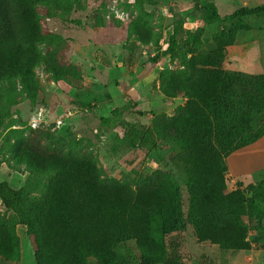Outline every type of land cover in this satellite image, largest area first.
<instances>
[{
    "label": "rangeland",
    "instance_id": "obj_1",
    "mask_svg": "<svg viewBox=\"0 0 264 264\" xmlns=\"http://www.w3.org/2000/svg\"><path fill=\"white\" fill-rule=\"evenodd\" d=\"M71 3L76 10L67 13ZM209 5L224 18L247 7V0H44L38 5L44 36L39 45L44 61L35 71L38 89L30 92L15 80L0 82V182L23 191L37 223L33 234L14 225L0 200V264H38L36 253L42 264H110L122 257L126 264H142L163 258L169 254L166 238L154 230L168 222L178 200L187 221L184 264H264V235L259 232L264 228L258 230L257 223L222 233L223 240L247 245L235 251L209 241L217 229L208 208L201 220H191L190 179L199 191L205 188V207L212 196L208 186L217 179L223 182L215 188L224 196L240 191L235 178L214 172L213 160L224 152L216 143L211 110L188 105L183 112L188 97L165 96L173 104L161 112L122 88L124 82L151 75L148 89L160 91L165 71L192 75L215 60H221L223 73L264 75L227 65L226 47L233 38L225 34L247 29V17L206 24ZM114 8L128 18L117 19ZM95 23L105 26L108 38L106 46L101 42L104 63L102 48L81 57L71 49L85 46L84 24L93 28ZM254 24L263 26L264 18ZM198 29L205 31L197 43L192 39ZM173 38L175 54L170 50ZM242 40L247 41V32L241 33ZM215 48L225 51L213 53ZM190 50L199 57L196 62ZM39 107L46 109L50 126L33 130L29 121ZM68 114L70 126L55 128L54 121ZM195 115L202 120L195 121ZM173 120L185 122L188 143L175 138ZM127 123L145 128V141L136 147L126 139ZM226 127L223 138L231 134ZM259 174L264 180V170ZM219 219L228 226L224 214Z\"/></svg>",
    "mask_w": 264,
    "mask_h": 264
},
{
    "label": "trees",
    "instance_id": "obj_2",
    "mask_svg": "<svg viewBox=\"0 0 264 264\" xmlns=\"http://www.w3.org/2000/svg\"><path fill=\"white\" fill-rule=\"evenodd\" d=\"M43 1L0 0V82L15 80L30 92H35L38 89L39 84L35 71L44 61L39 50L44 36L38 13V5ZM74 5L75 3L69 5L67 13H73L76 10V8L73 9ZM261 14H264V7H242L222 18L216 7L209 5L205 10V22L206 24L219 21L234 22L240 21L243 17ZM239 30L229 31L225 34V36L232 35L231 43L235 41V34ZM204 31L205 29L195 31L192 40L198 43ZM175 45L173 38L170 50L174 54L176 52ZM213 50H215L213 53L219 54H223L225 51L222 48ZM189 52L193 55V61L196 62L199 57L194 56L193 50ZM191 64L192 62H189L187 66L190 67ZM221 66V60H215L214 62L209 61L207 66L202 64V67L192 75L187 71L180 73L165 71L161 75L162 84L160 85V92L164 96L188 97L186 107L182 108L183 112L188 110V105L189 108L192 106L202 108V105H206L211 110V116L216 122V143L224 152H218L220 154L213 160V169L217 176L228 174L226 159L229 155L264 137V75H248L242 72L223 73ZM166 77L172 79L175 84H166L164 81ZM174 85L178 91H175ZM257 86H260V89ZM195 118V121L202 120L199 115H195ZM171 124L177 131L175 138L188 143L190 138L187 135L188 127L185 122L180 123L173 120ZM255 125L259 126L258 130H254ZM222 127L230 130L231 134L223 138ZM126 128V139L130 145L136 147L145 141L147 135L143 126L127 123ZM229 143L233 146H228ZM222 156L226 159H223ZM222 182L223 180L217 179L208 186L211 187L212 196L208 207H205L202 195L205 188H201L199 191L194 186L192 179L188 181L190 217L192 221L201 220L204 210L208 208L211 212L213 226L217 229L214 235L213 230V237L209 241L219 245L222 250L238 251L246 248L247 245L223 240L222 233L232 230H247L250 227L249 223L251 225L257 223L258 230L261 227L264 228V180L248 186L240 183V191L229 197L224 196L220 190L215 188ZM198 185L200 186V184ZM244 186H246V192L242 189ZM0 200L5 210L11 213L14 225L26 226L33 234L31 229L37 223V214L23 191L12 188L6 181L0 182ZM227 200L229 201L228 205L224 204ZM180 203V200L175 202L177 207L168 222L158 223L159 229L154 230L166 238L169 254L163 258L145 259L142 264L186 263L187 255L183 246L186 243L187 221L179 207ZM220 214L226 216L228 226L220 225ZM259 232L264 235V230ZM198 235L203 239L200 230ZM36 260L38 264H42L38 253H36ZM110 264H126V259L122 257Z\"/></svg>",
    "mask_w": 264,
    "mask_h": 264
},
{
    "label": "crops",
    "instance_id": "obj_3",
    "mask_svg": "<svg viewBox=\"0 0 264 264\" xmlns=\"http://www.w3.org/2000/svg\"><path fill=\"white\" fill-rule=\"evenodd\" d=\"M247 7H264V0H247ZM219 14L222 15L220 12ZM263 18L264 14L247 16V29L239 30L235 34V41L226 47L227 65L233 66L238 70L246 71L249 74H264V36L260 34L261 31H264V25L254 24V20L260 23L263 21ZM92 26L93 28L84 24V29H87V36L89 38L87 43L84 44L85 46H72L71 49L77 50V55L81 57L83 52L89 54L92 50L95 52L102 48L104 52L100 53L103 55V62L104 56H106V47H103L101 42L104 43V45L108 43V38L106 33H104L105 26L97 25V23ZM243 32H247V41H240V36ZM255 32H258L259 35L255 34ZM97 53L98 52H96L95 55H97ZM122 66L123 64L121 63V67L119 68L118 66L117 68L122 69ZM109 68L111 69V66ZM125 78L126 76L123 78L124 81ZM152 80L151 75H148V77H143L141 81L137 80L131 82L130 85H127L126 82H124L125 84L122 82V84H124V86H122L123 92L125 87H128V93L132 94L134 99L137 96V100L135 99L136 101L147 105H154L156 109L159 107L158 110H161V112L167 111V107L173 103L161 94L160 91L148 89V84ZM91 88L96 87L92 86ZM226 164L228 175L235 178L239 183L247 182L249 184H256L259 182V180H261L259 173L264 170V137L256 143L229 155L226 159Z\"/></svg>",
    "mask_w": 264,
    "mask_h": 264
},
{
    "label": "built area",
    "instance_id": "obj_4",
    "mask_svg": "<svg viewBox=\"0 0 264 264\" xmlns=\"http://www.w3.org/2000/svg\"><path fill=\"white\" fill-rule=\"evenodd\" d=\"M114 12L117 14V19L120 20H125V18H128V14L124 13V12H119L118 10H115L114 8ZM48 120V114L45 108L43 107H39V109H37L35 111V113L32 115L30 121H29V126L33 129V130H39L41 128H43L46 125H49ZM70 114H68L66 117H64L63 119H59L54 121V123L56 125H54L55 128H60V127H69L70 126Z\"/></svg>",
    "mask_w": 264,
    "mask_h": 264
}]
</instances>
